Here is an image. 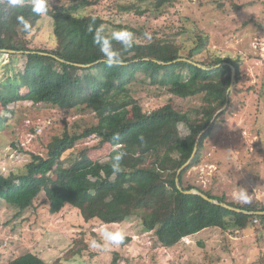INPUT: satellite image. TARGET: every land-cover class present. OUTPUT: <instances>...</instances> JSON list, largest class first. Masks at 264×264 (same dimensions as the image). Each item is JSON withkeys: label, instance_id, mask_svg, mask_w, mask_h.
I'll use <instances>...</instances> for the list:
<instances>
[{"label": "trees", "instance_id": "trees-1", "mask_svg": "<svg viewBox=\"0 0 264 264\" xmlns=\"http://www.w3.org/2000/svg\"><path fill=\"white\" fill-rule=\"evenodd\" d=\"M169 1L158 0L156 9ZM94 3L98 2L80 0L67 11L48 10L57 46L53 50H37L28 47L27 38L31 34L22 30L17 17L22 15L34 29L43 16L31 11L30 0H24L23 7L17 8L0 1V49L16 51L8 55H21L27 59L23 72L13 79L0 81L3 108L7 110L10 105L24 101L63 109L86 106L85 109L95 112L100 121L82 133L66 131L55 138L48 146L47 157L32 155L25 172H11L8 176L1 172L0 203L15 206L23 213L45 194L51 214H58L70 206L79 210L86 222L99 220L105 225H120L139 217L145 230L154 232L164 248L175 247L183 239L209 228L245 230L256 219L264 224V215L227 210L199 195L183 193L176 183L178 171L191 159L198 143L197 155L180 175L183 189L198 190L214 200L248 212H264V207L238 206L226 202L224 197L184 186L185 174L199 165L206 139L227 112L223 109L232 82L230 65L237 71V85L241 80L240 60L215 57L198 61L196 54L206 48L209 41L202 32L196 33V46L185 57L182 55L184 46L178 42L163 41L155 36L146 42L144 30L113 24V30L131 31L136 42L131 50L123 52V67L109 68L103 63L104 58L88 32L93 17V27L103 25L106 33L110 32L105 20L100 16L79 15L81 7ZM126 9L130 11V8ZM113 45L121 48L116 42ZM179 59L192 62L177 61ZM223 63L228 65L220 66ZM91 64L90 67L79 66ZM137 82L165 89L179 98L201 97L204 105L187 113L171 106L144 112L132 93L131 87ZM228 106H231L230 102ZM127 108L131 109V117L114 125L104 124L108 116ZM4 119L0 117V126ZM213 120V125L206 131ZM182 124L189 130L186 137L180 133ZM94 136L100 139V146H112L109 161H94L84 151L79 159L65 166V154L79 142ZM117 152L123 153L121 171L113 175L112 158ZM130 242L131 238L125 236L122 245ZM120 258V254L115 253L111 264H119ZM8 264L47 263L33 253H26Z\"/></svg>", "mask_w": 264, "mask_h": 264}, {"label": "rangeland", "instance_id": "rangeland-1", "mask_svg": "<svg viewBox=\"0 0 264 264\" xmlns=\"http://www.w3.org/2000/svg\"><path fill=\"white\" fill-rule=\"evenodd\" d=\"M89 1L98 3L81 7L79 15L100 16L109 31L114 29L113 24L144 30L151 37L178 42L184 46L185 57L196 46V33L202 32L209 41L196 54L198 61L215 57L240 60L241 80L230 94L231 106L206 139L199 165L185 174L184 186L224 197L238 206L264 207V0H170L159 10L158 0ZM79 2L48 0V7L67 11ZM27 40L31 49L56 48L53 20L48 14ZM26 60L21 55L0 54V81L23 72ZM131 88L144 112L171 106L187 113L204 105L201 97L179 98L144 82ZM85 108L63 109L24 101L5 110L0 104V117L5 118L0 126V173L21 174L32 155L47 157L48 146L55 138L66 131L82 133L97 125L100 121L96 113ZM131 116L127 108L108 116L104 124L114 125ZM179 129L183 137L189 134L184 124ZM112 150L110 144L100 146V139L91 137L65 154V166L84 151L92 160L106 163ZM242 189L250 197L247 204L234 198ZM258 221L245 230L209 228L175 247L164 248L155 233L145 230L142 220L134 217L120 225H107L130 237V243L109 250L93 249L89 245L93 239L100 240L99 229L105 224L99 220L86 222L80 211L70 206L51 214L42 194L23 213L15 206L0 203V264L26 253L39 256L47 264H111L115 253L121 256L119 264H264V224Z\"/></svg>", "mask_w": 264, "mask_h": 264}, {"label": "clouds", "instance_id": "clouds-1", "mask_svg": "<svg viewBox=\"0 0 264 264\" xmlns=\"http://www.w3.org/2000/svg\"><path fill=\"white\" fill-rule=\"evenodd\" d=\"M7 5L11 8L23 7L24 0H6ZM31 11L37 16H46L48 14V0H30ZM18 24L22 26V30L25 33L31 34L32 24L26 20L22 15L17 17ZM95 17H93V24ZM90 24L88 32L92 34V42L98 48L99 52L103 56V63L109 68L123 67L125 64L123 52L131 50L134 47L136 38L134 34L124 28L118 30L105 31L103 25L93 27ZM145 37L151 40V34L145 33ZM113 42H116L121 46L120 49L114 47ZM121 49L123 51H121ZM229 93L231 89H228ZM119 148V145L116 146ZM123 153L117 152L112 158V171L113 175L118 174L121 171L120 161L122 160ZM234 198L241 203L247 204L250 202V197L246 190H240L234 194ZM100 240L93 239L90 243V247L93 249L109 250L112 246H119L124 242L125 236L119 231L111 230L107 225H102L99 229Z\"/></svg>", "mask_w": 264, "mask_h": 264}, {"label": "water", "instance_id": "water-1", "mask_svg": "<svg viewBox=\"0 0 264 264\" xmlns=\"http://www.w3.org/2000/svg\"><path fill=\"white\" fill-rule=\"evenodd\" d=\"M0 53H4V54H14V53H16V51L0 49ZM177 61L192 62V61H189L187 59H179ZM92 65L93 64H91V65H79V66H81V67H90ZM196 65L198 67L204 69V70H209V68H207V67H205V66H203L201 64H196ZM226 65H228V64L227 63H223L220 66H226ZM220 66H218V67H220ZM230 66H231V69H232V82H231V86H230V89H231V92H232L234 90V87H235V80H236V76H237V71H236V69H235L234 66H232V65H230ZM212 69H214V68H212ZM231 92L229 93V91H228L227 98H226V105H225V107H224L223 110H225L228 107V105H229V99H230ZM214 120H215V118H214ZM214 120L211 122L210 126L206 129V131L213 125ZM206 131H204L203 133H205ZM198 147L199 146H198V143H197L196 146H195V149H194V152L192 154L191 159L186 164H184L180 168V170L178 171L177 178H176L177 188L180 191H182L183 193H185V194H188V195H190V194L199 195L202 198H204L206 201H208V202H210L212 204H215V205L222 206V207L226 208L227 210H230V211H233V212L244 213V214H248V215H259V216L264 215V212H248V211H245V210H242V209H239V208L232 207V206L228 205L227 203H221V202H219L217 200H214V199L208 197L207 195H205L204 193H202V192H200L198 190H195V189L194 190H188V191H185L183 189L182 184H181V181H180V175L191 164V162L193 161V159L197 155Z\"/></svg>", "mask_w": 264, "mask_h": 264}]
</instances>
